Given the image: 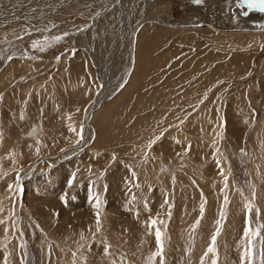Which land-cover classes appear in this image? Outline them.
<instances>
[{
  "label": "rangeland",
  "instance_id": "rangeland-1",
  "mask_svg": "<svg viewBox=\"0 0 264 264\" xmlns=\"http://www.w3.org/2000/svg\"><path fill=\"white\" fill-rule=\"evenodd\" d=\"M30 1L35 0L0 4ZM106 2L98 3L102 10L97 11L100 21L107 14L106 25L66 11L55 18L0 21V49L20 55L13 59L0 52V220L5 221L0 224V264H160L158 256L149 259L157 250V227L163 264H202V256L203 264H212V254L204 253L217 227L218 264H240L247 243L243 237L248 202L253 205L251 227L260 228L253 241L256 264H264V29L241 33L248 37L249 48L230 46L221 32L215 33L218 38H212L210 49L214 59L218 57L219 73L215 62L203 58L205 51L195 52V47L175 40L169 43L185 49L183 54L199 55L187 59L189 67L175 71L189 72L192 83L184 79L188 87L183 90L190 100L183 93L160 99L141 94L143 79L156 74L150 75L152 61L141 62V68L131 69L126 84L99 105L85 142L78 133L85 129L88 107L96 95L109 93L110 85L120 82L127 66L121 58L125 34L118 29L119 11L108 16ZM112 2L117 1L108 4ZM137 3L130 10L131 23L140 26L135 41L142 35L149 38L153 29L176 33L203 28L212 35L203 18L221 0H151L141 16L143 3ZM159 17L164 25L148 22ZM115 22L116 30H110ZM79 34L84 35L80 49ZM57 36L62 39L56 41ZM33 41H46L45 50L33 48ZM111 42L112 48L107 47ZM95 57L102 70L92 66ZM113 58V78L104 81L105 66ZM199 60L202 77L195 71L198 66L193 67ZM211 70L218 79L209 78ZM199 84L201 99L196 101ZM145 105L157 113L159 127L147 126L140 118L138 123L146 126L141 134L125 130L128 114L144 117ZM17 179L20 191L10 193L8 185L15 187ZM96 195L101 200L99 232L92 207ZM150 218L158 221L151 230L146 223ZM103 242L110 245L108 255Z\"/></svg>",
  "mask_w": 264,
  "mask_h": 264
},
{
  "label": "bare ground",
  "instance_id": "bare-ground-1",
  "mask_svg": "<svg viewBox=\"0 0 264 264\" xmlns=\"http://www.w3.org/2000/svg\"><path fill=\"white\" fill-rule=\"evenodd\" d=\"M108 1L109 0H107L106 2L107 10L108 8L110 9L107 12L108 16L110 13L112 14L113 12H115V10L119 11V15L116 14L118 15V19H120L117 22L118 29L119 28L123 29L124 31L123 34H125L124 35L125 40L122 42L123 44H121L123 45L122 50H124L123 57L121 58H123L122 59L123 61L126 60L127 66H126L125 74L120 79V82L111 84L109 87V93L107 92L106 94L105 92L102 91L103 93L96 95V99L94 100L93 104L90 107H88L86 114L84 115L85 116L84 120H83V126L85 129L83 130L82 137L85 139V142L89 137V132H90L89 124L96 116L95 111L97 110L99 105L104 100L112 98V95L122 88L121 85L124 86L126 84L127 82L126 80L129 76L131 69L137 65L139 68H141L139 65L141 62L152 61L153 67H152V71L150 75L153 74L154 71H155L154 74L156 73L155 75L151 76V78L143 79L145 81L143 82L142 87L143 86L145 87L142 89L141 94H144L146 96L147 95L153 96V98L155 99H160L162 97H166V95L175 96L177 93L178 94L183 93L182 95H184L185 98L188 99L189 96L185 94L183 90L184 88L186 89L188 86H187V83L183 81H185L184 79H186L191 82L192 81L191 76H189L190 75L188 74L189 72H186L187 74L185 72L181 73V75L178 73L179 74L178 76V74L175 75V71H179L176 69L178 66H183V68L189 67L188 65L190 64L189 63L190 61H187V59L194 55H197V53L195 54L193 53V55L188 54V53L183 54L186 51L185 49H181L177 46L170 45L171 43H173L174 40L176 42L175 44H186V45L195 47V52L203 53L205 51V56L204 54L202 55L203 58L207 59V61L208 59H210L211 62H215L217 64V65L214 64L216 66L215 70L219 73L221 72V69L219 67L220 64L219 62L217 63L215 61L216 59H218V57H215L216 59H214L213 53H212L213 51L212 49H210L211 48L210 45L212 44V38L214 37L218 38V36H216L215 33L221 32L220 37H224L226 40H228L230 42L229 44H231L230 46H238L236 45V43H239L240 45H244L246 48H249V46H247L248 37L246 35H242L241 33L245 34L246 32H248V30L251 31V29L259 30V31H262L264 29V12H261L258 10H249L246 6L240 5L239 0H221V5L217 7V9L212 10L209 13H205L206 15H209L210 17H206L205 15L203 18V21L206 20L204 27L207 28V30L211 31L212 35H209L210 32H207L206 29H203V28L202 30H198V31L195 30V32H193L192 30L191 31L183 30V31L176 32V33H172V32L170 33L169 31H163V30L161 31V29L159 28L160 30L157 29V31H154L155 29H153L152 33H150L151 36H149V38H147L146 36L144 37V35H142L139 41L138 39H136L135 41V38L137 36L136 33L137 31L140 30V26L138 22H136L138 23V25L137 24L135 25V23L134 24L131 23L130 10L132 6H135L138 4L137 2H139V0H116L117 2H112L113 5L108 4ZM140 1H142L143 3L142 12L140 14L141 16L146 11L147 6H149L150 4L149 2L151 0H140ZM102 2L103 0H61V1L52 0L51 2H48V1L46 2V0H35V1H30V3H25V4L16 3L15 5H10V6H5V5L0 4V21L2 22L3 20L5 21L16 20L20 18L21 19H27V18L32 19V17L33 18L41 17L42 15H45L48 18L49 17L55 18V16H60L63 12L66 11V12H72L75 15L83 14L89 17L90 20L93 21L94 25H98V23H99V26L101 24L104 25V23L106 25L107 14L103 17L101 21L97 18L98 17L97 11L102 10V8L99 7L98 3H102ZM32 7H38L37 11L33 9L32 10L29 9ZM47 7H50V9H47ZM148 22L150 23L157 22L156 25H164V21L161 20V17H159L158 19L151 18ZM117 24L115 22L114 24L110 26L109 29L115 31L117 28ZM204 32L207 33V35ZM176 34H179V35H176ZM83 36L82 34H79L76 40V45L79 49L81 46H83V39H84ZM107 36L105 37V39H108ZM105 39H102V40H105ZM112 42L110 44H107V43L105 44H107V47H110ZM0 52L5 53V55L8 56L7 58L18 59V57L20 56L14 51H8L3 48L0 49ZM197 56L199 57V55ZM91 61H92V66L94 68L97 67L98 69H101V70L102 68H104L99 65L98 63L99 59L97 57L92 58ZM199 61L200 62H195V64H193V67L198 66L197 68H195L196 69L195 71H197L198 77H202L200 70H202L201 66L203 65H201L202 64L201 60ZM114 65H116V61L113 58L110 63L108 62L107 64L108 67L106 68L105 66V69H108V73L106 71L103 72L104 81L106 80V78L107 79L113 78L111 74H113ZM211 68H213V66ZM215 70L210 71L211 74L209 75L210 76L209 78L218 79L219 76H218V73L215 72ZM145 71L146 70H142L141 76L145 73ZM207 74H209V72ZM207 74H205V76ZM192 79H194V77ZM145 82L150 83V86L149 84ZM180 82H182L183 84L182 83L179 84ZM151 84L152 85L155 84V87H152ZM1 85L3 84L0 83V86ZM201 87L202 85L199 84L198 92H196L197 95H199L198 96L199 98L196 99V101L201 99ZM1 89L2 87L0 88V90ZM188 100H190V98ZM146 101L147 99L145 97L144 104L146 103ZM143 106L141 107L142 108L141 111L144 112L143 114L144 117H139L140 115L133 116L132 114L130 116L128 114L126 121H124L125 125H123L126 127L125 130H128V132L132 131L133 133L141 134L143 130L146 129V126H144L145 123L143 124V126H141L138 123V119L140 118L142 120L143 119L146 120L147 126L159 127L156 121L158 117L157 113L154 110H152L151 107L146 108L147 105H145L144 107L145 110H143L144 109ZM121 130L123 131V128ZM108 131L111 132V127L108 128ZM79 148H82V147L79 146V147H76L75 149H70V151H75ZM24 253L26 254V257L28 258V246H25ZM27 262L28 260L26 261V263Z\"/></svg>",
  "mask_w": 264,
  "mask_h": 264
},
{
  "label": "snow or ice",
  "instance_id": "snow-or-ice-1",
  "mask_svg": "<svg viewBox=\"0 0 264 264\" xmlns=\"http://www.w3.org/2000/svg\"><path fill=\"white\" fill-rule=\"evenodd\" d=\"M195 3H201L202 0H194ZM239 4L246 6L249 10H258L261 12H264V0H239ZM64 35H67V33H65ZM56 41H59L60 39H62V37L57 36L54 38ZM47 42L45 41L44 44H41L39 41H33L32 43V47L33 48H37L39 47L40 51H44L45 50V46H46ZM73 54H75L74 50H73ZM57 60L60 59V57H56ZM121 87H123V85H121ZM79 111V110H78ZM22 118V117H21ZM69 130L70 131H75L74 128H72L71 126H69ZM78 135L81 136L82 138V132L78 133ZM155 141H149V147L152 146V144ZM190 150V145L186 147L185 152ZM14 155L13 153H9V156ZM113 159H115V155H113ZM220 162L217 161V166L219 167ZM163 170V169H162ZM90 171V169H89ZM4 175H7V173H4ZM75 173L72 174V176L70 177L68 183L71 186L72 183L75 180ZM101 177L103 176V172L100 174ZM133 175V179H135V173H132ZM221 175H223V172H221ZM175 178L173 177V180ZM225 179V184L227 182V177H224ZM137 187H139V185H137ZM20 191V184H19V179H17L16 183H15V187L13 186V184H9L8 185V191L11 193L13 191ZM253 198H254V194H253ZM62 202H66L65 200V196H61L60 197ZM134 199V197H133ZM202 200H203V195H202ZM94 203L92 204V207L94 208L95 212L94 215L96 217V231L99 232L101 230V219H100V209H101V200L99 198V195H96L94 197ZM167 202V201H166ZM224 203L225 205L228 203V197L225 195L224 197ZM245 209H246V217H245V229H244V239L247 240V243L243 249V251L240 254V264H256V259H257V254H256V250L254 247V243L253 241L255 240V238H257L260 235V228H256L255 230L252 229L251 227V212L253 209V205L251 202H248L245 204ZM0 211H3L2 208H0ZM201 218L204 212V205L203 203L201 204ZM256 214L257 216H259V209H256ZM138 215V213H137ZM171 215V212L169 210V216ZM225 215V212L223 210V206H222V210H221V217H223ZM5 221L4 220H0V224H4ZM15 223V222H14ZM147 226L149 228V230H151L152 228H154L158 221L156 219H149V221L146 222ZM159 223H164V221H159ZM217 223L219 224V221H217ZM199 224V220H197L196 225L198 226ZM8 229L5 228V232H7ZM151 234V231H150ZM220 234V228L217 227L216 231L213 233V235L211 236V242L209 244L208 249L205 251L204 256H208L209 254H212V264H218L217 262V249H216V239L217 236ZM83 238V237H82ZM155 238H156V251L152 254V257H150V261L152 259H154L155 257H160V264H163V242H162V233L160 231V229L157 227L155 228ZM104 243V254L108 255L109 254V248L110 245L107 244V242H103ZM73 256L75 258V253H73ZM261 258H264V252L260 253ZM203 260L204 257H201V262L203 264ZM75 264V261H74Z\"/></svg>",
  "mask_w": 264,
  "mask_h": 264
}]
</instances>
